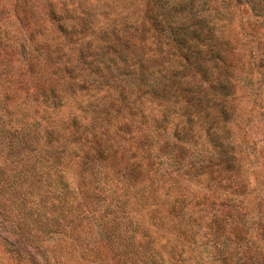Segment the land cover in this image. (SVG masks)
Wrapping results in <instances>:
<instances>
[{
	"label": "rangeland",
	"instance_id": "obj_1",
	"mask_svg": "<svg viewBox=\"0 0 264 264\" xmlns=\"http://www.w3.org/2000/svg\"><path fill=\"white\" fill-rule=\"evenodd\" d=\"M64 1L73 15L88 13L95 28H131L147 0ZM185 1L182 14L201 25L204 41L229 42L223 50L232 61L233 157L155 154L151 170L173 178L164 196L132 181L133 151L124 135L112 140L107 156L87 152L79 135L97 137L98 96L68 95L58 108L41 103L44 75L58 79L57 73L32 69L16 46L31 25L47 21V0L39 7L33 0H0V264H210L215 245L244 264H264V0ZM52 127L73 139L57 153L51 149L59 144L44 146L42 137ZM158 210L168 215V234L156 227ZM195 216L206 224L221 220L231 235L217 230L213 244L216 229L207 236L194 227ZM178 222L186 228L184 242Z\"/></svg>",
	"mask_w": 264,
	"mask_h": 264
},
{
	"label": "trees",
	"instance_id": "obj_2",
	"mask_svg": "<svg viewBox=\"0 0 264 264\" xmlns=\"http://www.w3.org/2000/svg\"><path fill=\"white\" fill-rule=\"evenodd\" d=\"M42 1L33 0V6H41L38 3ZM64 3L47 0V21L31 25L16 49L32 69L57 73L58 79L44 75L48 87H44L42 104L58 108L60 98L68 95L89 92L98 96L95 121L99 118V125L94 128L97 137L92 142L88 140L89 133L79 135L84 145L89 144L87 152L107 156L112 140L124 135L133 151L129 156L134 170L132 181L152 186L155 191L163 190L164 196L173 178L151 170L155 154L164 157L170 151L190 150L205 156L233 157L228 126L234 114L230 97L232 61L227 50H223L229 42L212 37L204 41L201 25H190L182 14L187 1L169 4L168 0H147L141 22L131 28L111 24L95 28L88 13L79 11L73 15ZM193 15L199 18L198 13ZM55 90L61 94H54ZM69 136H62L52 127L42 137L44 146L59 144L51 147L57 153L73 143ZM131 140H136L137 147L131 145ZM28 143L34 146L33 142ZM171 204L169 210H176ZM158 211L156 227L165 232L170 220L167 213ZM204 220L195 216L194 227L203 228L207 236L215 228L216 232L209 235L213 244L220 238L217 230L231 235L221 220L208 224ZM180 222L174 228L184 242L186 228ZM215 246L210 264H244L233 251Z\"/></svg>",
	"mask_w": 264,
	"mask_h": 264
}]
</instances>
